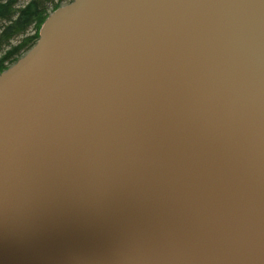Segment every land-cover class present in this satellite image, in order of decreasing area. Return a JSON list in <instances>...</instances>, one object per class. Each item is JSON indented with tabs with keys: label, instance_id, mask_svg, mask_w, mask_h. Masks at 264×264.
Returning a JSON list of instances; mask_svg holds the SVG:
<instances>
[{
	"label": "water",
	"instance_id": "obj_1",
	"mask_svg": "<svg viewBox=\"0 0 264 264\" xmlns=\"http://www.w3.org/2000/svg\"><path fill=\"white\" fill-rule=\"evenodd\" d=\"M0 264H264V0H73L0 73Z\"/></svg>",
	"mask_w": 264,
	"mask_h": 264
},
{
	"label": "trees",
	"instance_id": "obj_2",
	"mask_svg": "<svg viewBox=\"0 0 264 264\" xmlns=\"http://www.w3.org/2000/svg\"><path fill=\"white\" fill-rule=\"evenodd\" d=\"M73 0H0V73L29 51L47 17Z\"/></svg>",
	"mask_w": 264,
	"mask_h": 264
}]
</instances>
